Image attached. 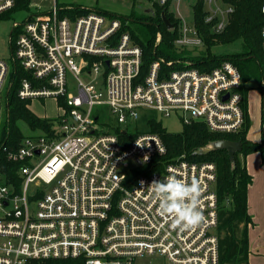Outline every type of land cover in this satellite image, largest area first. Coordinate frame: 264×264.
Segmentation results:
<instances>
[{"label":"built area","instance_id":"1","mask_svg":"<svg viewBox=\"0 0 264 264\" xmlns=\"http://www.w3.org/2000/svg\"><path fill=\"white\" fill-rule=\"evenodd\" d=\"M208 1L207 20L223 30L234 11L231 0H225V10L216 0ZM16 2L0 0V12ZM28 6L12 28L17 31L12 62L33 75L21 80L18 96L64 97L69 111L61 116L59 130L25 136L17 148L5 147L8 158L20 163V183L0 163V264H57L48 259L144 264L141 260L147 258L162 259L156 264H220L217 165L184 155L162 161L167 146L155 132L138 133L125 144L118 133L100 128L103 115L96 107L107 105L121 125L151 108L166 116L179 113L187 123L194 121L191 115L215 132H238L245 113L244 80L237 66L224 60L212 70H200L186 58L164 70L163 64L174 61L157 58L141 77L143 50L119 18L96 10L61 17L57 0H29ZM261 10L264 14V2ZM184 32L180 45L202 44L196 28L186 24ZM262 46L264 50V26ZM12 62L0 57V121L1 91ZM101 65L104 81L97 86ZM69 72L78 93L70 90ZM131 158L136 162L133 174L121 170ZM139 167L145 172L138 173ZM170 174L189 182L197 178L202 185L205 221L195 230L174 229L152 198V181Z\"/></svg>","mask_w":264,"mask_h":264},{"label":"trees","instance_id":"2","mask_svg":"<svg viewBox=\"0 0 264 264\" xmlns=\"http://www.w3.org/2000/svg\"><path fill=\"white\" fill-rule=\"evenodd\" d=\"M151 14H143L132 11L127 16L113 14L98 7L88 8L82 5H70L60 8L61 17L74 18L79 15L88 14L93 10L100 11L111 18H119L123 22V30L128 31L133 41L143 50V64L141 66L140 76L144 77L151 63L159 57V47L164 44L173 48L175 39L178 36L177 23L172 22L174 30H170L164 21V15L171 18L168 12V6L158 4L156 0H151ZM234 11L229 16V21L222 32L213 30L214 22L205 20V6L203 2H199L195 6V25L199 34L204 37L207 47V55L200 57H188V51L183 49V53L176 57L167 56V60L186 59L193 60L192 67L200 70H212L219 66L224 60L232 61L241 72L244 84L241 87L243 94V108L245 113L244 126L237 133L215 132L203 121H194L185 124L183 130L179 133L169 132L156 118L149 120V132H155L162 136L167 146V153L161 157L162 161L168 162L182 155L190 161L196 162H214L217 165L218 177L216 182V192L219 205V223L217 233L219 236L220 246V264H250V243L248 225L252 221L249 213L248 188L252 182V175L245 163L240 159L242 154L246 157L251 152L260 151L264 157V86L262 90V139L261 142H253L247 138V132L250 124V115L248 112L247 100L249 88L245 83L256 76L263 78L264 72V50L262 46V28L264 26V14L261 10L264 0H231ZM29 0H17L15 6L7 10L4 14L6 17H12L17 11L27 9ZM1 14V13H0ZM1 16V15H0ZM131 21L146 25L150 36L147 40L141 39L137 31L131 28ZM172 21V18H171ZM212 25V26H211ZM161 32L162 38L156 44L157 34ZM17 31L12 29L11 44ZM201 37V36H200ZM241 41L243 54L236 53L227 57H209L210 48L218 43H231L233 41ZM254 64V65H253ZM164 70L168 68H176L178 65H162ZM10 88L8 90V112L9 119L6 126L0 129V163L2 170L7 176L13 180H17L19 185L18 169L20 163L8 158L7 150L17 148L23 139V133L20 126L16 124L17 119H24L31 128H43L51 130L50 119L41 118L34 114L27 106L28 101L18 96V89L23 78H33L31 72L25 70L20 63L14 61L10 68ZM64 99V97H61ZM62 100V99H61ZM65 105V99H64ZM126 127V126H122ZM117 127L116 133L119 134L125 144L135 138L138 133L131 132L129 126L124 129ZM125 130V132H124ZM50 132V133H51ZM144 132V131H143ZM147 132V131H146ZM241 140L243 147L241 151L235 153V164L232 163L227 149L208 150L207 152H199L206 147L209 142L217 139ZM7 147V150L5 149ZM145 167H139L138 173L145 172ZM48 262H56L57 264H78L74 259H48Z\"/></svg>","mask_w":264,"mask_h":264},{"label":"rangeland","instance_id":"3","mask_svg":"<svg viewBox=\"0 0 264 264\" xmlns=\"http://www.w3.org/2000/svg\"><path fill=\"white\" fill-rule=\"evenodd\" d=\"M60 7H67L70 5H82L88 8H100L105 11H108L113 14H118L122 16L129 15L132 11H137L143 14H151L152 2L151 0H57ZM50 2V1H49ZM159 4V0H156ZM169 2V3H168ZM166 4L168 6V12L171 14V18L169 19L170 23H177L178 36L175 39V45L173 48L167 47L162 44L159 47V57L161 59L167 60V56L176 57V55L180 56L183 53V49H186L188 53L186 54L188 57H194L200 55L203 57L207 55V47L205 45L204 37L198 33L199 37L202 39V44H194L190 43L187 46L179 43L185 36L184 29L188 28H196L195 23V6L199 2H203L205 6V20H207V13L209 11L210 1L208 0H169ZM215 5H218L219 9L223 10L227 9L228 4H226L225 0H216ZM97 11V10H96ZM6 11L0 12V57L5 58L9 62H12V52H11V32L13 28V23L15 20H21L25 17L24 9L17 11L13 14V16L6 17L3 13ZM100 12V11H99ZM221 17L222 15L219 14ZM131 28L136 30L138 35H140L141 39L147 40L150 36L146 25L135 23L131 21ZM212 26V25H211ZM213 30L217 33L222 32L223 30H216L215 27H212ZM170 30H174V26L169 27ZM192 38L196 37V34H188ZM162 38L161 32L157 34L156 44L160 42ZM236 53L243 54L244 51L242 49L241 41H233L231 43H218L217 45H212L210 48L209 57L217 56V57H227L235 55ZM187 57V58H188ZM189 59V58H188ZM77 62H80V57H76ZM182 59L171 60L174 62H178ZM191 63L193 60L189 59ZM254 65V64H253ZM103 72L104 66L101 65L99 78L95 80V84L97 86H101L103 84ZM254 78L250 79L249 82L245 83V85L249 88L248 92V112L250 115V124L247 132V138L253 142H261L262 139V90L263 86L261 84V78L257 76V72L255 70ZM11 72H9L7 81L10 80ZM81 77H87L84 73L80 75ZM69 84L74 86L75 76L73 73L69 72ZM4 86V89L1 91V101H2V114L0 121V129L8 123V88L9 83ZM72 86V87H73ZM71 91L78 93V88L75 86L70 89ZM250 96V101H249ZM62 99V100H61ZM28 101V108L37 116L41 118L50 119V128L52 131L59 130L61 127L60 118L63 114H66L69 111V107L64 105V99L61 97H46V98H31V99H23ZM103 115L101 120L99 121L100 128L105 132H115L117 127L129 126L131 132H146L150 130L149 120L152 118H156L160 120L163 126L172 133H179L183 130L185 124H190L194 121H197L189 115L191 120H194L190 123H187L181 118L179 113H174L170 116H166L159 111L151 108H144L140 110V117L133 121L131 124H119L115 115L110 111L107 105H100L96 107V110ZM200 121V120H199ZM16 124L21 127L23 137L25 136H34L39 134H47L50 135L51 130H46L43 128H31L29 124L22 118L16 120ZM244 126V125H243ZM242 126V128H243ZM241 130V129H240ZM239 130V131H240ZM238 131V132H239ZM237 133V132H235ZM234 133V134H235ZM240 159L243 163H245L252 175V182L249 184L248 188V196H249V213L252 218V221L248 225L249 231V243L250 249H252V253L250 256V264H264V157L260 151L251 152L246 157L242 154L240 155ZM135 160L129 159L128 164H122L121 170L133 174V169L135 166ZM144 264H156L162 263V259L158 258H147L146 260H141Z\"/></svg>","mask_w":264,"mask_h":264},{"label":"clouds","instance_id":"4","mask_svg":"<svg viewBox=\"0 0 264 264\" xmlns=\"http://www.w3.org/2000/svg\"><path fill=\"white\" fill-rule=\"evenodd\" d=\"M148 188L160 215L170 217L174 229L195 230L205 221L201 207L203 189L197 178L189 182L170 174L163 180H153Z\"/></svg>","mask_w":264,"mask_h":264},{"label":"water","instance_id":"5","mask_svg":"<svg viewBox=\"0 0 264 264\" xmlns=\"http://www.w3.org/2000/svg\"><path fill=\"white\" fill-rule=\"evenodd\" d=\"M164 21L166 22L168 27H172L173 24L170 23L169 19L164 15ZM243 147V143L241 140H230V139H217L213 140L208 143L206 147H203L199 150V152H207L208 150H221V149H227L229 153V157L233 164H235V153L238 151H241Z\"/></svg>","mask_w":264,"mask_h":264},{"label":"crops","instance_id":"6","mask_svg":"<svg viewBox=\"0 0 264 264\" xmlns=\"http://www.w3.org/2000/svg\"><path fill=\"white\" fill-rule=\"evenodd\" d=\"M249 101H250V96H249ZM248 201H249V196H248ZM251 253H252V249H250V256H251ZM249 260H250V257H249Z\"/></svg>","mask_w":264,"mask_h":264}]
</instances>
